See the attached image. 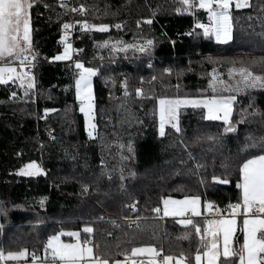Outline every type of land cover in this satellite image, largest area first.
<instances>
[{
    "label": "trees",
    "instance_id": "16d2710c",
    "mask_svg": "<svg viewBox=\"0 0 264 264\" xmlns=\"http://www.w3.org/2000/svg\"><path fill=\"white\" fill-rule=\"evenodd\" d=\"M81 4L84 20L110 27L109 32L82 33L76 44L84 65L97 69L96 138L88 136L80 111L74 64L51 59L62 51L59 41L69 15L59 0H34L31 39L39 61L35 87L26 95L25 84H0V248H26L43 257L50 236L78 231L81 240H92L98 245L94 251L110 261L124 260L133 247L148 246L162 248L161 256L184 252L192 259L200 243L194 230L152 209H163V198L169 197L199 195L202 213L205 201L220 206L238 201L239 166L245 157L260 154L264 141V87H240L239 76H230L229 70L243 64L264 76V0L232 9L233 37L228 43L205 37L197 27L207 15L204 10L177 12L182 5L175 0L76 2ZM148 40L153 45L143 52L105 46L107 41L143 46ZM225 85L231 90L225 91ZM137 88L143 89L142 95H136ZM212 95L236 97L230 116L234 132H224L223 121L205 119L206 109L181 107V132L169 125L165 136L159 135V98ZM48 130H53L51 136ZM250 138L256 146L245 148ZM31 161L41 163L46 174L18 175ZM204 215L194 219L203 223ZM129 220L136 222L133 228ZM85 226L93 233H84ZM236 230L232 247L238 249L243 243L241 217ZM186 232L192 233L191 239L183 238Z\"/></svg>",
    "mask_w": 264,
    "mask_h": 264
},
{
    "label": "snow or ice",
    "instance_id": "6c2138e0",
    "mask_svg": "<svg viewBox=\"0 0 264 264\" xmlns=\"http://www.w3.org/2000/svg\"><path fill=\"white\" fill-rule=\"evenodd\" d=\"M34 0H0V84H8L9 81L16 83L19 81L21 87H24L27 80L28 89L34 87V76L30 69L36 60L37 53L32 45L31 39V13ZM182 7H177V12H189L194 15L196 9H203L208 17L209 23L197 22V27L203 29L205 37L215 36L220 43H228L232 39V16L231 9L249 7L248 0H180ZM62 7L66 5L61 4ZM71 11L85 12L86 8L81 4L78 8H72ZM155 15V13H153ZM152 23V19L145 21ZM82 23L85 29H97L107 31V24L89 25L86 21ZM139 24V22H138ZM72 25L63 24L65 30L61 40L64 42L63 55L52 57L53 60H66L70 58L72 45L67 42L68 30ZM117 28L121 25L117 24ZM174 43V42H173ZM153 45L152 40H148L146 45L134 46L123 45L121 50L128 47H138L139 51H146ZM116 48V45H113ZM235 65V62H233ZM19 67V71H18ZM75 68L79 70L78 77L75 80L76 97L80 101V111L85 116L88 136L93 137L96 125L93 120V95L91 78L97 74V69L85 67L80 62H75ZM27 69V70H25ZM169 74L171 69H165ZM235 73L239 76L237 85L243 88L264 87V76L256 75L254 71L241 64L239 67L233 66L229 70V75ZM156 77L153 76L152 80ZM143 82V80H142ZM224 84V81H219ZM213 92H216L215 77L210 82ZM225 91L231 90L230 85H225ZM136 95L143 94V89L137 88ZM13 97L16 92H12ZM236 97L234 95H212L199 98H167L162 97L158 100L159 113V135L166 134V125H170L177 133L181 132L178 119V110L181 106H191L193 108L206 109L204 116L207 120H223L226 127L224 132H234L235 125L230 120L232 104ZM53 111L45 109V113ZM256 142L249 139L245 148L255 147ZM260 154H251L250 158L245 157L239 166V182L236 187L240 189V196L236 203H230L227 208L221 209L211 201H205L203 204L204 213L201 211V197L199 195L186 196L182 200H175L171 197L163 198V209L155 207L153 212L161 213L163 216L181 217L179 223L185 228L194 230L199 237L200 243L197 250L189 259L184 252L178 256L172 254L163 255L162 248L153 246L133 247L130 255H126L124 260H112L111 264H144L143 260L132 259V257L143 256L147 254L151 257L148 264H231V258H235L236 264H264V141L259 144ZM129 152H132L129 145ZM18 175L38 176L46 174L45 170L36 161H31L18 170ZM134 175V173H132ZM111 179V176L108 177ZM120 179L124 176L121 174ZM213 180L222 184L229 183L227 178L213 176ZM83 190L88 191V185H84ZM43 203V201H41ZM135 208V204L132 205ZM227 215H224V214ZM204 215L203 223L194 219ZM211 216L212 218H209ZM237 216H242L243 243L238 249L233 248L231 240L237 226ZM102 219V218H101ZM3 225H0L2 228ZM93 228L85 226L83 232L93 233ZM67 235L74 238L73 243H65L60 237ZM191 232H186L184 239H191ZM223 241L222 249L220 241ZM98 245L85 237L81 240V233L59 232L50 236L45 245V255L38 257L35 252L29 253L28 249L20 251H5L0 248V264L16 262V264H28L27 257L31 256V264H110L109 258L100 251H94ZM203 249V251H201ZM224 260L221 262L220 258ZM159 258V259H157Z\"/></svg>",
    "mask_w": 264,
    "mask_h": 264
},
{
    "label": "built area",
    "instance_id": "2783aa9c",
    "mask_svg": "<svg viewBox=\"0 0 264 264\" xmlns=\"http://www.w3.org/2000/svg\"><path fill=\"white\" fill-rule=\"evenodd\" d=\"M77 1L78 0H63V1H60V5L61 4L66 5L65 7H62V6L61 7H62V9L64 11H66L68 13L67 15H69V19L65 23H68V24L72 25V27L68 30V35H67V42L72 45V47H71V50H72L71 51V57H70V59L68 61H70V62H72L74 64V79L75 80L78 77V73H79V70L75 68V62L76 61H80V62H82L84 64V62L81 59H79L80 55L83 54V52L81 50L76 49V44L80 40V37H81L82 33H88V32H92L94 30V29H91V28L85 29L83 27L82 23H77V21H80V22L86 21V20H84L85 12H79V11L73 12V11H71L72 8H78L79 7V6L76 5ZM175 1L180 3V0H175ZM201 10H203V9H201ZM87 23L89 25H92L89 22H87ZM64 33H65V30L63 28L62 36H64ZM59 45H60V48L63 49L64 42L61 39L59 41ZM38 64H39V61L36 59L33 62V67L30 69L32 75L35 74V71H36V68H37ZM149 64H151V63H149ZM25 70H27V69H25ZM48 133L51 136L53 134V130H48ZM229 204L230 203H226L224 206H220L218 203H214L215 206H217V207H219L221 209L227 208V206ZM224 215H226V213ZM238 217H240V216H238ZM162 219H163V217H162ZM128 224H129L130 228H133L136 225V222L129 220ZM92 243H93V241H92ZM27 260L31 261V258L28 257Z\"/></svg>",
    "mask_w": 264,
    "mask_h": 264
},
{
    "label": "rangeland",
    "instance_id": "374dc122",
    "mask_svg": "<svg viewBox=\"0 0 264 264\" xmlns=\"http://www.w3.org/2000/svg\"><path fill=\"white\" fill-rule=\"evenodd\" d=\"M248 3L250 4V0H248ZM235 6L233 5V7H232V9L234 8ZM243 8H246V7H243ZM232 9H231V11H232ZM239 9H242V8H239ZM199 23H204V24H207V23H209V21H208V17H207V15L204 17V19H200L199 21H198ZM201 29V28H200ZM97 30V29H96ZM109 30H110V27L108 28V30L107 31H99V30H97L98 32H109ZM202 30V33H203V29H201ZM214 37V39H215V36H213ZM232 37H233V33H232ZM215 41L216 42H218L216 39H215ZM218 43H220V42H218ZM106 45H111L112 46V48H113V45H116V48L114 49L113 48V50H119V51H125V50H129V49H134V48H137L138 49V47H128L127 49H124V50H121L122 49V46L123 45H126V44H123V43H121V42H116V43H112V41H107L106 42V44H105V46ZM127 45H134V46H141V45H138V44H134V43H131V44H127ZM63 52H61L60 54H62V53H64V47H63V50H62ZM86 67V66H85ZM210 77H211V80L213 81V78L215 77V75L214 74H211L210 75ZM216 79V78H215ZM93 79L91 78V84H92V93H93V81H92ZM17 83H19V82H17ZM25 86H27V80L25 81ZM34 87H35V80H34ZM34 87L33 88H31V89H34ZM94 109H95V105H94V99H93V120H92V123H94L95 124V112H94ZM232 111H233V104H232ZM47 113H51V112H47ZM83 114V113H82ZM231 114H232V112H231ZM83 116H84V114H83ZM231 116V115H230ZM84 118H85V116H84ZM167 126H169V125H166V127ZM85 127H86V130H87V134H88V128H87V126H86V121H85ZM235 129H236V127H235ZM96 130H97V127L95 128V130H94V132H93V137L92 138H96ZM38 164H40L41 165V167L43 168V165L41 164V163H38ZM44 169V168H43ZM18 173V172H17ZM23 176V175H22ZM27 177V176H26ZM227 215V214H226ZM210 218H212L211 216H209ZM239 217L237 216V219H238ZM237 227V226H236ZM70 232H75V231H70ZM65 233H67V232H65ZM63 236H67V235H63ZM233 238H234V234H233V237H232V240H231V245H232V243H233ZM60 239L62 240V237H60ZM73 240H74V238H73ZM63 241V240H62ZM222 245H223V241H222V238H221V241H220V246H221V249H222Z\"/></svg>",
    "mask_w": 264,
    "mask_h": 264
},
{
    "label": "crops",
    "instance_id": "0c3cea01",
    "mask_svg": "<svg viewBox=\"0 0 264 264\" xmlns=\"http://www.w3.org/2000/svg\"><path fill=\"white\" fill-rule=\"evenodd\" d=\"M59 1H63V0H59ZM63 50V49H62ZM71 51L72 50H70V53H71ZM61 52H63V51H61ZM60 52V53H61ZM60 53H58L57 55H63V53L62 54H60ZM70 57H71V55H70ZM70 59V58H69ZM69 59H66V60H54V61H68ZM20 69H19V67H18V71H19ZM94 78V76L92 77V79ZM93 81V80H92ZM9 82H12V81H9ZM17 82H19V81H17ZM16 82V83H17ZM92 95H93V99H94V93H92ZM79 101V100H78ZM79 103H80V101H79ZM233 104H234V101H233ZM181 107H191V106H181ZM220 121H223V120H220ZM224 122V121H223ZM172 199H174V198H172ZM184 199V198H183ZM175 200H182V199H175ZM163 217H165V216H163ZM241 218H242V216H240ZM165 218H179V219H181V217H178V216H167V217H165ZM237 228V227H236ZM237 231V230H236ZM235 231V232H236ZM235 232H234V235H235ZM234 239V238H233ZM63 240V239H62ZM63 242H65V243H73L74 242V240H73V237H71V239L70 240H68V241H65V240H63ZM160 258H162V256L160 257ZM132 259H137V260H143L144 261V264H148V261L151 259V257L150 256H148L147 254H144L143 256H137V257H132ZM157 259H159V258H157ZM28 261V260H27ZM8 264H16V262H12V261H10V262H8ZM20 264H23V262H20ZM28 264H31V261H28ZM110 264H111V261H110Z\"/></svg>",
    "mask_w": 264,
    "mask_h": 264
}]
</instances>
